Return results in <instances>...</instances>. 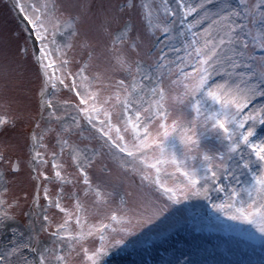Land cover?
Returning a JSON list of instances; mask_svg holds the SVG:
<instances>
[{
    "label": "snow or ice",
    "instance_id": "obj_1",
    "mask_svg": "<svg viewBox=\"0 0 264 264\" xmlns=\"http://www.w3.org/2000/svg\"><path fill=\"white\" fill-rule=\"evenodd\" d=\"M11 10L0 89L25 63L34 88L27 112L0 105V264H109L213 229L264 253V0ZM21 173L32 192L10 195ZM201 251L155 264H218Z\"/></svg>",
    "mask_w": 264,
    "mask_h": 264
},
{
    "label": "rangeland",
    "instance_id": "obj_2",
    "mask_svg": "<svg viewBox=\"0 0 264 264\" xmlns=\"http://www.w3.org/2000/svg\"><path fill=\"white\" fill-rule=\"evenodd\" d=\"M13 0H0V37L8 36L15 39L20 33L22 25L19 22L17 12L11 10ZM25 4L35 2V0H23ZM22 15V14H21ZM24 63V62H22ZM20 72L19 84L16 86H9L7 92L0 89V105L5 100L10 103L11 113L27 112L29 109V97L31 90L34 88V81L31 79L30 67L25 63V66L18 69ZM14 75V74H13ZM3 69L0 68V85H3ZM0 107V112H3ZM55 187L53 186V191ZM32 192V184L29 181L26 173H21L16 186L13 187L10 195L22 194V192ZM191 203L199 205V201H192ZM225 219V218H222ZM231 223V222H228ZM247 227V226H244ZM217 231V234L214 232ZM204 232H206L205 235ZM219 233L221 236H219ZM189 235L195 236L189 241L184 242ZM205 236V237H204ZM201 245L206 247L207 251L199 252L196 259H206L208 261H216L218 264L223 262H232V264H259V260L264 253L259 250V245H250L241 238V233L238 230L224 231L213 229L211 231L205 230L198 235L195 233L183 232L179 236L170 239L169 242H160L151 250L150 254L145 253H121L120 255L112 254L109 258V264H140L141 260L145 264H155V261L161 257L167 258L171 255V248L173 246ZM255 248V251H253ZM165 249L168 251L166 252Z\"/></svg>",
    "mask_w": 264,
    "mask_h": 264
}]
</instances>
